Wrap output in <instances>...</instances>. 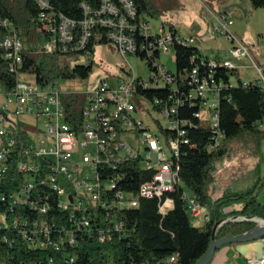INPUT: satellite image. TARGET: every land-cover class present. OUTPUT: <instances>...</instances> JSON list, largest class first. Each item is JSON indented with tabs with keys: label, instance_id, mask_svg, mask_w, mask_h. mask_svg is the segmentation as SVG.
Wrapping results in <instances>:
<instances>
[{
	"label": "built area",
	"instance_id": "2783aa9c",
	"mask_svg": "<svg viewBox=\"0 0 264 264\" xmlns=\"http://www.w3.org/2000/svg\"><path fill=\"white\" fill-rule=\"evenodd\" d=\"M34 1L47 34L44 53L91 57L89 44L94 29L100 27L121 57L137 56L150 69L148 79L138 77L131 68L115 84L102 81L87 95L80 115L74 112L72 116L55 85L39 84L35 89L22 81L21 77L28 76L21 72L23 42L13 23L0 17V50L16 78L10 91L0 86V186L10 180L16 187L0 193V204L7 209L0 213V229L8 233L2 241L12 247L21 240L30 249L52 252L37 264H82L78 256L81 243L106 244L115 235L125 236V222L117 215L120 210L138 208L142 198L158 199L162 215L172 209L174 200L165 196L181 185L179 159L182 147L191 145L188 129L207 127L209 150L225 138L218 109L222 90L234 85L233 75L226 82L217 74L219 69L238 71L242 67L238 63L246 60L259 79L244 85L264 90V68L251 55L254 50H264V43L246 45L231 31L234 21L227 13L205 10L216 20L214 35L226 38L230 48L226 58L202 59L207 71L202 76L199 67L192 69L187 75L191 91L183 99L176 72L165 68L161 56L171 53L175 62V45L191 47L197 41L193 36L166 30L163 25L159 33H153L147 17H138L133 0H102L96 10L82 3L85 16L81 21L56 11L49 0ZM149 90H167L168 99L164 103L157 96L150 99L145 95ZM186 104L197 108V123L178 118ZM152 109L165 117L163 125L157 120L158 129L143 119ZM30 117L33 122L28 121ZM129 166L149 174L135 191L125 182ZM12 169L14 174H10ZM182 199L192 218L211 221L209 208L195 195L184 191ZM249 220L257 217H230L222 223ZM99 256V264H122L106 250ZM176 261L177 256L172 255L158 264ZM248 264H264V257L254 254Z\"/></svg>",
	"mask_w": 264,
	"mask_h": 264
},
{
	"label": "trees",
	"instance_id": "16d2710c",
	"mask_svg": "<svg viewBox=\"0 0 264 264\" xmlns=\"http://www.w3.org/2000/svg\"><path fill=\"white\" fill-rule=\"evenodd\" d=\"M56 11L69 18L81 21L85 12L81 7L87 3L92 10L100 7L102 0H49ZM138 9V17H157L159 10L151 0H133ZM255 9L264 8V0H249ZM0 17L9 19L23 42L25 63L21 72L33 77L37 85H55L57 80H87L92 72V64L72 65V57L78 54L54 53L46 54L42 46L47 40V34L39 21V8L34 0H0ZM172 31L178 32L174 27ZM104 29L96 27L89 44V50L94 51L96 44H106ZM176 76L179 95L186 99L191 91L188 77L193 68L199 67L201 76L206 68L201 64L202 59H209L201 54L198 47L180 44L175 45ZM195 60V61H194ZM207 72V71H206ZM228 82L230 75H238V71L219 69L217 73ZM16 85V78L11 73L5 53L0 50V86L10 91ZM145 95L152 99L157 96L164 103L168 99L167 90H149ZM64 106L73 116L80 115L87 96L80 92L61 93ZM231 98L229 101L228 99ZM197 108H190L188 104L180 110L178 118L190 119L197 123L194 112ZM75 113V115H76ZM219 126L224 131L225 138L214 150L208 149L211 142L209 129H188L187 137L191 145L182 147L179 159L181 185L166 197L174 200V205L167 214L159 211L158 199H140L136 209L120 210L118 217L125 222V236L115 235L111 242L99 244L96 241L83 242L78 246V256L82 264H99L100 251L106 250L112 254L116 263L122 264H158L164 258L177 256L174 264H196L211 245L212 233L216 230V237L224 238L241 235L257 226L253 221H221L231 216L257 217L264 220V205L257 200V187L246 193L225 194L213 198L208 185L213 181L211 168L216 159L224 154L231 142L243 136L264 137V90L259 86L248 85L239 78L238 85L222 90L218 109ZM139 170V171H138ZM125 182L129 190H137L138 186L147 180L145 171L138 167L129 166ZM14 174V169L10 171ZM185 187L211 213V221L202 226H196L193 218L186 209L182 199ZM10 180H4L0 186V193L15 191ZM244 202L241 211L224 213V209L235 203ZM7 209L0 204V213ZM8 233L0 229V261L7 264H37L45 261L48 250L30 249L21 240H17L10 247L2 241ZM60 264V262L58 263Z\"/></svg>",
	"mask_w": 264,
	"mask_h": 264
},
{
	"label": "rangeland",
	"instance_id": "374dc122",
	"mask_svg": "<svg viewBox=\"0 0 264 264\" xmlns=\"http://www.w3.org/2000/svg\"><path fill=\"white\" fill-rule=\"evenodd\" d=\"M156 4L159 14L157 17L146 16L150 22L153 33L160 32L162 25L166 30L174 27L179 34L193 36L197 41L195 46L199 48L204 57L215 59L226 58L230 42L222 37L214 35L213 21L204 14L205 10L211 12H225L234 21L231 31L236 34L246 45H260L264 43V8L255 9L249 0H151ZM252 58L264 68V50H254ZM72 65L92 64V72L87 80H57L55 88L61 93L80 92L89 95L96 90L102 81L115 84L119 79H125L124 70H134L138 77L148 79L150 69L148 65L137 56H128L127 60L121 57L115 44H96L91 57L78 54L72 57ZM161 62L165 68L176 71V64L172 54L162 53ZM249 62L242 60L238 65V75L232 76L234 86L238 85V79L243 82L259 79V74L252 68H248ZM22 81L38 89L33 77H21ZM209 110V106L205 107ZM144 122L154 129H158L157 120L163 125L165 117L162 113L150 110L143 116ZM32 121V117L28 118ZM42 127V123L38 124ZM213 181L208 185V191L213 198H219L225 194L246 193L257 187V200L264 205V137L243 136L231 142L226 152L220 155L211 168ZM186 193L191 195L188 187ZM235 209H242L244 202L232 204ZM193 223L200 226L201 219L193 218Z\"/></svg>",
	"mask_w": 264,
	"mask_h": 264
},
{
	"label": "water",
	"instance_id": "95a60500",
	"mask_svg": "<svg viewBox=\"0 0 264 264\" xmlns=\"http://www.w3.org/2000/svg\"><path fill=\"white\" fill-rule=\"evenodd\" d=\"M254 218V217H248ZM224 221V220H223ZM257 223V226L250 231L243 233L241 235L229 236L224 238L216 237V230L218 225L214 228L212 233L211 245L206 253L196 262V264H210L215 252L227 245H237V251L245 254V248L248 245H257L260 250L256 251L254 254L257 258L262 259L264 257V220L257 218V220H249ZM227 222V221H226ZM222 223V221H221Z\"/></svg>",
	"mask_w": 264,
	"mask_h": 264
},
{
	"label": "crops",
	"instance_id": "0c3cea01",
	"mask_svg": "<svg viewBox=\"0 0 264 264\" xmlns=\"http://www.w3.org/2000/svg\"><path fill=\"white\" fill-rule=\"evenodd\" d=\"M216 13H221V12H216ZM223 13H225V12H223ZM204 14L207 15L206 12H204ZM207 16L210 17V15H207ZM211 19H212L213 24H214V22H216V20L213 18H211ZM236 35L238 36L237 30H236ZM226 208L224 209V213H226V214L231 213L233 211H241L243 209V208L242 209H235V207L232 204L227 206ZM228 208H230V209H228ZM230 217H235V216L230 215ZM230 217H228V218H230ZM238 217H242V216H238ZM200 219L202 220V223L200 226H202V225H204V220L202 218H200ZM258 250H260L259 246H257V245L254 246L251 244L245 248V254L246 255H242L237 251V245L223 246L222 248L218 249L215 252L213 259H212L210 264H248V258L251 257L252 255H254V253Z\"/></svg>",
	"mask_w": 264,
	"mask_h": 264
}]
</instances>
